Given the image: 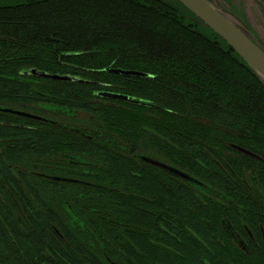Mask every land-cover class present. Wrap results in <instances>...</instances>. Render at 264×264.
<instances>
[{"label":"trees","instance_id":"16d2710c","mask_svg":"<svg viewBox=\"0 0 264 264\" xmlns=\"http://www.w3.org/2000/svg\"><path fill=\"white\" fill-rule=\"evenodd\" d=\"M6 5L0 264H264V84L239 54L178 0Z\"/></svg>","mask_w":264,"mask_h":264},{"label":"water","instance_id":"95a60500","mask_svg":"<svg viewBox=\"0 0 264 264\" xmlns=\"http://www.w3.org/2000/svg\"><path fill=\"white\" fill-rule=\"evenodd\" d=\"M206 26L224 39L229 46L255 71L264 84V50L254 41L252 35L234 24L223 12L214 6L209 0H178ZM114 73L123 76L147 77L149 74L137 70H125L121 68H107ZM28 75L52 78L55 80L73 81L74 77L66 74L48 73L36 68L26 72ZM105 96L116 99L129 100L127 95L103 92ZM12 111V110H9ZM25 114L23 112H17Z\"/></svg>","mask_w":264,"mask_h":264},{"label":"rangeland","instance_id":"374dc122","mask_svg":"<svg viewBox=\"0 0 264 264\" xmlns=\"http://www.w3.org/2000/svg\"><path fill=\"white\" fill-rule=\"evenodd\" d=\"M12 0H0L6 4ZM238 27L253 35L264 48V0H209Z\"/></svg>","mask_w":264,"mask_h":264},{"label":"bare ground","instance_id":"6f19581e","mask_svg":"<svg viewBox=\"0 0 264 264\" xmlns=\"http://www.w3.org/2000/svg\"><path fill=\"white\" fill-rule=\"evenodd\" d=\"M22 1V0H21ZM12 2V1H11ZM11 11V9L8 7V5H6V4H0V26L2 27V31H0V34L2 33H5L3 30H5V27H6V24H8V23H11V19H12V17L9 15V16H4V13H8V12H10ZM19 14H21V13H19ZM15 18H18L17 16L15 17ZM20 21H21V18H20ZM1 34V35H2ZM4 39H6L7 37L3 34V36H2ZM80 53H77V52H71L70 53V56H78ZM20 58V57H19ZM31 69H33V68H31ZM37 69V68H36ZM105 69H107V68H105ZM110 69V68H109ZM29 71V70H28ZM27 72V71H26ZM25 72V74H27ZM34 77H36V76H34ZM38 78H41V77H38ZM46 79H48V80H55V79H52V78H46ZM85 81H88V80H85ZM89 82V81H88ZM98 95H103V96H105L104 94H103V92H98L97 93V96ZM98 97H100V96H98ZM105 97H111V96H105ZM7 111H9V110H12L11 108H7L6 109ZM22 112V111H21ZM234 149L236 150V151H238V152H240V153H248L249 155L251 154L252 156H255L256 158H258V159H262L261 157H259V156H257L256 154H254V153H252V152H250V151H248L247 149H244V148H242V147H240V146H234Z\"/></svg>","mask_w":264,"mask_h":264},{"label":"flooded vegetation","instance_id":"af4514ba","mask_svg":"<svg viewBox=\"0 0 264 264\" xmlns=\"http://www.w3.org/2000/svg\"><path fill=\"white\" fill-rule=\"evenodd\" d=\"M242 28V27H241ZM242 30H244L243 28H242ZM245 31V30H244ZM247 32V31H246ZM248 33V32H247ZM253 36V35H252ZM254 38V37H253ZM163 165H166L165 164V162L164 163H162ZM167 168H169L168 166H166ZM172 168V167H171ZM174 169V168H173ZM170 170H172V169H170ZM173 171V170H172Z\"/></svg>","mask_w":264,"mask_h":264}]
</instances>
